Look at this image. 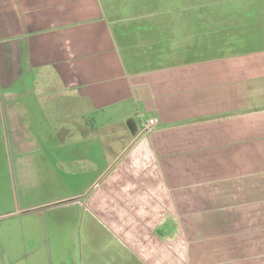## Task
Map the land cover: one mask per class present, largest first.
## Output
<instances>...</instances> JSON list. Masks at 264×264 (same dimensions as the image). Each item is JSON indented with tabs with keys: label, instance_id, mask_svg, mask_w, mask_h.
I'll return each mask as SVG.
<instances>
[{
	"label": "crops",
	"instance_id": "crops-1",
	"mask_svg": "<svg viewBox=\"0 0 264 264\" xmlns=\"http://www.w3.org/2000/svg\"><path fill=\"white\" fill-rule=\"evenodd\" d=\"M9 54L15 135L65 140L78 173L28 231L36 264H264V0H0ZM40 88L67 113L47 134L24 126L50 124Z\"/></svg>",
	"mask_w": 264,
	"mask_h": 264
},
{
	"label": "rangeland",
	"instance_id": "rangeland-1",
	"mask_svg": "<svg viewBox=\"0 0 264 264\" xmlns=\"http://www.w3.org/2000/svg\"><path fill=\"white\" fill-rule=\"evenodd\" d=\"M3 47L6 48V46ZM19 57L24 67L22 56L0 55V264H36L34 258L37 255L38 245L29 236L28 231L37 219L40 220L41 224H47L49 215L45 221L43 213L49 208L43 210L41 208L49 207V202L78 191V186L74 181V176L78 174L77 171L73 168L56 166L55 149L61 150L65 140H46L47 136L43 138L42 135L36 142L33 141L34 145L32 139L18 138L14 133L17 124L16 118H14L15 107L11 105L15 101L13 87L16 85V69L13 65L17 64ZM31 79V74L26 72L24 82L29 88L33 84ZM36 90L38 91V89ZM36 90L30 100H37L42 104L35 107L33 101L30 103L33 107L26 110L33 111L35 118H37L36 121L50 118V124L24 126H29L30 129L38 126L39 134H47L50 128L56 129L58 127L51 121L63 117L67 113L63 107L56 105L53 99L41 95L47 94L48 96V91H43L40 88V92H42L40 93ZM46 104L47 106H45ZM117 118L120 117L117 116ZM95 126L99 127V125L87 123L86 129L84 124L76 123L72 125V128L75 132H83L84 130L90 131V128L95 129ZM115 126L113 125L114 128L118 129L119 125ZM32 147L37 150L36 154L32 155ZM29 208L33 209L34 212L28 211ZM9 213L12 215L8 216L7 219H3L1 216ZM86 222H88V228L96 233L95 238L101 239L103 244H114L109 241L107 236H104L106 234L101 231L102 228L99 224L93 223L88 217L87 221L84 220L83 227L85 228ZM76 233L74 244L77 251L76 261H78L83 256V252L81 249L79 251L78 247L83 243L84 238L90 242L93 234L89 233L87 237V233L84 234L83 231ZM47 261L43 259L41 263L47 264Z\"/></svg>",
	"mask_w": 264,
	"mask_h": 264
},
{
	"label": "built area",
	"instance_id": "built-area-1",
	"mask_svg": "<svg viewBox=\"0 0 264 264\" xmlns=\"http://www.w3.org/2000/svg\"><path fill=\"white\" fill-rule=\"evenodd\" d=\"M157 120L156 119H148L144 122L141 123V128H142V132L144 133H150L151 131H153L155 129V127L157 126Z\"/></svg>",
	"mask_w": 264,
	"mask_h": 264
},
{
	"label": "trees",
	"instance_id": "trees-1",
	"mask_svg": "<svg viewBox=\"0 0 264 264\" xmlns=\"http://www.w3.org/2000/svg\"><path fill=\"white\" fill-rule=\"evenodd\" d=\"M126 124H127V127L129 128V130L132 132V130L130 129V124H131V121H130V120H128Z\"/></svg>",
	"mask_w": 264,
	"mask_h": 264
}]
</instances>
